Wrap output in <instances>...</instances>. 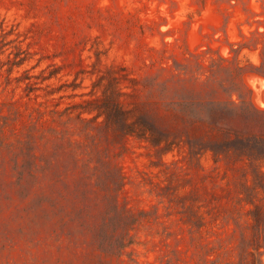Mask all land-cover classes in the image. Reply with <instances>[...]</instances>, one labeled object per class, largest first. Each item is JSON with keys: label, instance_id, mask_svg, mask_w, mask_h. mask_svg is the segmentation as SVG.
I'll list each match as a JSON object with an SVG mask.
<instances>
[{"label": "rangeland", "instance_id": "obj_1", "mask_svg": "<svg viewBox=\"0 0 264 264\" xmlns=\"http://www.w3.org/2000/svg\"><path fill=\"white\" fill-rule=\"evenodd\" d=\"M263 153L264 0H0V264H264Z\"/></svg>", "mask_w": 264, "mask_h": 264}, {"label": "trees", "instance_id": "obj_2", "mask_svg": "<svg viewBox=\"0 0 264 264\" xmlns=\"http://www.w3.org/2000/svg\"><path fill=\"white\" fill-rule=\"evenodd\" d=\"M17 66H19V62L15 63ZM236 132V131H234ZM245 158H247L249 160L250 163H253L254 161H264V153L262 155H260L259 157H252V155L249 154H245L244 155ZM97 176V175H95ZM116 184H117V188L118 190H120L123 186V179L121 177V175H118V178H116Z\"/></svg>", "mask_w": 264, "mask_h": 264}, {"label": "bare ground", "instance_id": "obj_3", "mask_svg": "<svg viewBox=\"0 0 264 264\" xmlns=\"http://www.w3.org/2000/svg\"><path fill=\"white\" fill-rule=\"evenodd\" d=\"M257 88V87H256ZM263 90V89H262Z\"/></svg>", "mask_w": 264, "mask_h": 264}]
</instances>
